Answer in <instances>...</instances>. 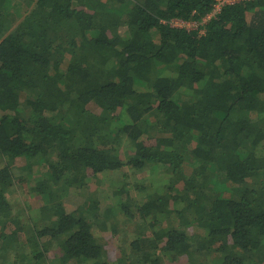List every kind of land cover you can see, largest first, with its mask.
I'll return each instance as SVG.
<instances>
[{
	"label": "trees",
	"instance_id": "1",
	"mask_svg": "<svg viewBox=\"0 0 264 264\" xmlns=\"http://www.w3.org/2000/svg\"><path fill=\"white\" fill-rule=\"evenodd\" d=\"M222 1L0 0V264H264V0Z\"/></svg>",
	"mask_w": 264,
	"mask_h": 264
},
{
	"label": "rangeland",
	"instance_id": "2",
	"mask_svg": "<svg viewBox=\"0 0 264 264\" xmlns=\"http://www.w3.org/2000/svg\"><path fill=\"white\" fill-rule=\"evenodd\" d=\"M87 108L89 109V110H93L95 107H94V105H92V104H90V105H88L87 106ZM114 175H116L115 173H113V175L112 176H114ZM95 183H93V184H89L90 186V191H94L95 190V192H96V190H97V187H96V184L94 185ZM75 196V197H73V196ZM72 195H69L68 197H67V201L68 202H73V203H75V204H80V203H84V202H86V199L83 197V196H81V194H80V192L79 191H74L73 192V194ZM30 198L28 199L29 200V202L32 204L33 202H35V200L34 199H32V195H30L29 196ZM108 203H111V202H109V201H107L106 203H104L102 206L103 207H105V205L106 204H108ZM118 225H121V226H123V222H124V219H121V217H120V220L118 219ZM95 233H97V237H99V234H100V232H95ZM129 234H130V232H129ZM101 238L100 239H102L105 243H106V246H108L109 248H117V246L119 247L120 245H121V239H120V235H118L117 237V239H115V240H113L112 239V237H111V235H110V233H108V232H106L105 231V233L104 234H102L101 233ZM128 238H129V235H128ZM116 250V249H115ZM118 251V250H117Z\"/></svg>",
	"mask_w": 264,
	"mask_h": 264
},
{
	"label": "built area",
	"instance_id": "3",
	"mask_svg": "<svg viewBox=\"0 0 264 264\" xmlns=\"http://www.w3.org/2000/svg\"><path fill=\"white\" fill-rule=\"evenodd\" d=\"M222 2H223V3H224V2H226V3H234V2H238V0H223ZM174 25H175V26H178V27H181L183 24L180 23V22H176Z\"/></svg>",
	"mask_w": 264,
	"mask_h": 264
}]
</instances>
